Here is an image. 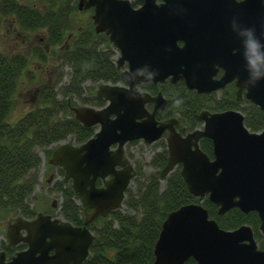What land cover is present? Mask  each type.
Wrapping results in <instances>:
<instances>
[{
	"label": "water",
	"instance_id": "1",
	"mask_svg": "<svg viewBox=\"0 0 264 264\" xmlns=\"http://www.w3.org/2000/svg\"><path fill=\"white\" fill-rule=\"evenodd\" d=\"M91 5L95 30L107 32L110 41L120 48L118 66L128 63V68L120 72L126 83H99L96 93L105 99L102 106H73L74 117L84 125H96V130L78 144L59 141L47 157L49 164L64 170V181L70 180L84 205V221L76 225L42 211L32 218L17 216L7 226V241L25 242L26 246L10 257L0 249V264H82L94 239L88 224L121 207L135 175L124 153L125 143L133 139L154 142L164 132L168 156L159 178L164 179L180 164L190 193L199 198L207 195L220 214L232 207L256 211L259 230L264 234V128L250 130L239 109H202L201 125L181 133L176 128L177 117H156L170 107L171 98L160 90H143L141 95L138 88L141 82L149 81L146 79L152 71L158 73L151 79L154 83L167 77L171 82L182 79L198 93L219 89L235 78L237 97L244 90L245 97L264 111V23L248 24L252 32L248 45L237 39L236 52L221 50L215 55L211 47L188 35L185 24L173 14L167 44L161 50L156 48L160 36L143 16L144 9H134L128 0H78L79 8ZM177 38L185 43L179 46ZM214 55L218 61L225 57L229 65L219 78L213 77L212 62L207 64ZM141 68L143 75H137ZM148 103H152L151 109ZM201 137L211 139L213 157L200 147ZM188 257L194 259L192 264H264V249L249 224L223 228L201 201H193L167 213L151 264H184Z\"/></svg>",
	"mask_w": 264,
	"mask_h": 264
},
{
	"label": "trees",
	"instance_id": "2",
	"mask_svg": "<svg viewBox=\"0 0 264 264\" xmlns=\"http://www.w3.org/2000/svg\"><path fill=\"white\" fill-rule=\"evenodd\" d=\"M75 4V0H64L58 6L50 3L41 8L19 0H0L3 13L15 14L20 25L29 29L45 27V43L62 44L61 60L71 66L68 82L61 85L62 98L57 97L53 87L45 84L40 89V102L13 122L8 120V116L15 103L17 78L26 68L29 57L22 52L8 54L0 50V218L10 213L26 217L35 214L30 198L41 164V156L35 146L47 147L69 136L75 143H80L93 134L95 127L82 124L71 110L76 105L73 97L85 98L82 95L84 81L116 83L123 80L113 61L114 52L108 40L94 32L90 25H85L70 41H65L64 31L71 25ZM34 52L40 56L45 54L43 48L36 46ZM140 86L151 93L160 90L172 99L167 112L158 117L177 116L176 128L181 133L201 125L199 112L202 109L236 108L243 113L244 123L250 130L264 128V111L247 100L239 103L234 87L224 89L217 96L214 91L198 93L188 88L183 80L156 84L147 81ZM87 101L103 104L96 96ZM157 142L160 149L149 161L154 170L148 173L140 171V175L136 172L134 187L128 185L126 188L123 205L89 223L94 239L82 264H151L163 219L169 211L193 201H201L209 216L223 228L249 224L259 247L264 249V234L259 230L260 219L256 211L243 212L232 207L218 213L217 205L207 195L199 198L188 191L180 173V164L166 175L162 184L159 171L166 163L168 150L163 138ZM199 143L213 157L211 139L202 137ZM51 150L47 148L45 151L49 155ZM59 172L62 174L63 170L59 168ZM53 189L60 193L59 212L63 218L73 224H82L83 207L70 182L58 178ZM2 245L10 255L22 249L25 243L10 245L5 242ZM193 262L194 259L188 257L184 264Z\"/></svg>",
	"mask_w": 264,
	"mask_h": 264
},
{
	"label": "rangeland",
	"instance_id": "3",
	"mask_svg": "<svg viewBox=\"0 0 264 264\" xmlns=\"http://www.w3.org/2000/svg\"><path fill=\"white\" fill-rule=\"evenodd\" d=\"M22 3L32 4L39 7L47 6L50 3H55L58 6L64 0H19ZM89 10H74L72 12V21L69 28L65 29V41H70L79 30L89 23L90 19ZM46 28L40 27L29 29L22 25L17 20L13 13H3L0 9V50L5 53L23 52L26 54L28 64L26 68L17 78V85L14 92V105L9 112L8 120L15 121L21 117L27 110L39 103L40 89L45 84H49L56 91L58 98H62L61 85L68 82L71 72V66L61 60V46L59 44L47 45L46 42ZM35 46L43 48L45 51L44 56H40L34 52ZM97 83L84 81V90L82 95L85 98L81 99L78 96L73 97V101L80 104H93L90 101L86 102L88 96L95 92ZM139 88V87H138ZM224 92L216 91L219 96ZM148 108V107H147ZM165 140L163 135L161 139ZM160 139V138H159ZM158 139V140H159ZM65 141L75 142L70 136L64 139ZM158 140L154 142H144L142 139L137 141H128L124 145V151L130 161L133 163L136 172L148 173L153 169L149 164L150 159L156 151L160 149ZM35 146L36 151L41 156V164L39 166V177L34 187L30 203L34 205L36 211H47L55 216H62L59 212V191L53 189V183L62 175L58 168L54 165L47 163L46 158L48 153L45 151L47 148L52 147ZM138 173H135L138 174ZM139 173L138 175H140ZM131 178L129 185L134 187V177ZM143 178V176H141ZM165 179V178H164ZM164 179H160L164 183ZM53 199H56L55 205H51ZM17 213H10L0 218V249L3 248V243L7 242L6 229L8 224L13 221Z\"/></svg>",
	"mask_w": 264,
	"mask_h": 264
},
{
	"label": "flooded vegetation",
	"instance_id": "4",
	"mask_svg": "<svg viewBox=\"0 0 264 264\" xmlns=\"http://www.w3.org/2000/svg\"><path fill=\"white\" fill-rule=\"evenodd\" d=\"M75 1H76V4H75L76 10H89V12H90V15H89L90 19L89 20L90 21H89L88 25H90L93 28L94 32L101 34V36H103L105 39L108 40L109 46L111 47V49L114 52V54L112 55L113 61L115 63L117 70L119 71V73L122 70L127 69L128 68L127 61H124L123 63L119 64V66H118L117 59L120 56V48L117 47L116 45H114L110 41L109 34L105 31H96L95 30V22L93 20L94 6L91 5V6L86 7V8L85 7L79 8L78 0H75ZM128 1H129L130 6L133 7L134 9H140V8L144 9L146 16L145 15H143V16L145 18H149L151 23L157 29V32L160 36V38H159L160 41L156 44V46H157L156 48L161 47V48H159L161 50H165L164 45L167 44V37H168V33L170 32L169 24L173 19V14L178 15L180 20H182V22L185 24L184 28H185L186 33H188V35L199 39L200 40L199 42L201 45H205L206 47L207 46L211 47L210 49L214 50L213 54H215V55H217L218 53L219 54L222 53L221 50H223L225 53H227L229 51V49L232 53L236 52V50H237L236 47L238 44L237 39L242 40L243 44L248 45L247 40L252 38V32L250 31L251 28L250 27L248 28V24L253 23L254 21H259L261 23H264V0H128ZM45 7L46 6H43L41 8H45ZM176 42L179 46H182L185 43V40L182 38H177ZM60 46L62 48L63 45L60 44ZM216 52H217V54H216ZM11 54H13V53H11ZM215 55L209 57V59L207 58L208 59L207 64L212 62V66H213V69L215 71V74L213 75V77L219 78L222 75V73L225 72V70L229 69V67H228L229 65L226 63L225 57L219 58L220 60L218 61L215 58ZM179 80H182V79H179ZM235 80L236 79L233 78V79L227 81L224 84V86L220 87L219 89L213 90V91L216 92V91H221L222 89L234 87L235 93H236L237 85H236ZM85 81H87V80H85ZM88 81L91 82L90 80H88ZM149 81H151V80H149ZM167 81H170L169 77H167L164 82L158 81L156 83H165ZM101 82H106V81L101 80L97 84L99 85V83H101ZM145 82H147V81H145ZM151 82H153V81H151ZM118 83L119 84H125L126 82L123 79L122 81H119ZM142 83H144V82H141L138 85L139 89H143L140 86ZM83 85H84V83H83ZM98 85H97V87H98ZM96 89H95V92L91 93V96H88V98H92V97L96 96L103 101L102 105H104L105 99L102 98L101 96L97 95ZM143 90H146V89H143ZM210 92H212V91H210ZM236 100L239 103L243 102L244 100H247L248 102L253 103L252 101H250L248 98L245 97L244 90L241 91L239 98L237 97V94H236ZM92 105L102 106V105H95V104H92ZM147 107L149 109H151L152 103H148ZM167 110L160 113V114H157L156 117L158 119H165V118L170 117V116H166V117H162V118L158 117L159 115H162L163 113L167 112ZM91 126H94L95 130H96V128H97L96 125H91ZM164 133H166V132H164ZM165 136H166V134H165ZM73 143H75V142H73ZM56 144L57 143L49 144V145H53L50 148L53 149L56 146ZM75 144H78V143H75ZM114 146H115V144H113L111 147H114ZM124 153H125V151H124ZM46 161H47V159H46ZM50 165H53V164H50ZM54 166L57 167L58 170H59V168H61L58 165H54ZM63 176H64V171H63L62 175L60 176V178L63 179ZM63 181H64V179H63ZM98 181L100 183H98ZM64 182H70V180H67ZM101 183H102L101 179L97 178L96 184L100 185ZM55 201H56V199H53V201L51 202V205H55ZM79 203L81 204L80 200H79ZM32 206L34 207L33 204H32ZM82 207H83V212L85 214L84 205H82ZM39 211H41V210H39ZM39 211L35 210V214ZM42 212L49 213L47 211H42ZM35 214L33 216H30V217H26L23 215H21V216L26 217V218H32L35 216ZM49 214H51V213H49ZM51 215L55 216L53 214H51ZM57 217H63V216H57ZM84 217H85V215H84ZM83 221H84V219H83ZM76 225H81V224H76ZM23 243H25V242H23ZM10 245H15V244H10ZM25 246H26V243H25ZM50 252L52 253V251H50ZM12 254H10V255L7 254V256L10 257Z\"/></svg>",
	"mask_w": 264,
	"mask_h": 264
},
{
	"label": "clouds",
	"instance_id": "5",
	"mask_svg": "<svg viewBox=\"0 0 264 264\" xmlns=\"http://www.w3.org/2000/svg\"><path fill=\"white\" fill-rule=\"evenodd\" d=\"M145 67H148V66H145ZM157 74H158L157 72L152 71L149 74V77L146 80L154 79ZM137 75H143V69L142 68L137 70ZM251 84H254V83H251ZM139 91H140V94L142 95L143 94V89H140Z\"/></svg>",
	"mask_w": 264,
	"mask_h": 264
}]
</instances>
